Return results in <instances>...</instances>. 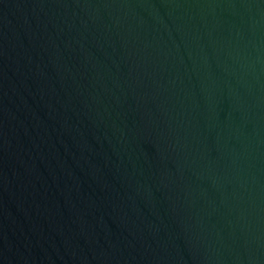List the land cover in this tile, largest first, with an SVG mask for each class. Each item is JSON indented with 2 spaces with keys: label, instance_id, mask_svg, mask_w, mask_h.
I'll return each instance as SVG.
<instances>
[{
  "label": "water",
  "instance_id": "1",
  "mask_svg": "<svg viewBox=\"0 0 264 264\" xmlns=\"http://www.w3.org/2000/svg\"><path fill=\"white\" fill-rule=\"evenodd\" d=\"M0 264H264V0H0Z\"/></svg>",
  "mask_w": 264,
  "mask_h": 264
}]
</instances>
